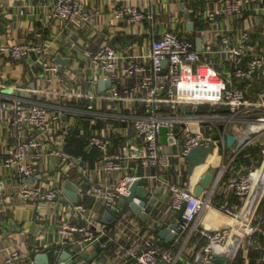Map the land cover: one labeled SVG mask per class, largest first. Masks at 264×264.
<instances>
[{"label":"built area","instance_id":"obj_1","mask_svg":"<svg viewBox=\"0 0 264 264\" xmlns=\"http://www.w3.org/2000/svg\"><path fill=\"white\" fill-rule=\"evenodd\" d=\"M181 2L185 19L188 24L193 23V30H182L169 23L150 41L145 52L135 53L121 41L106 36L103 28L96 31L92 25L96 13L83 0H51L50 16L62 25L55 41L63 28L71 40L69 48H75L76 42L83 39L82 33L88 30L100 37L83 44L81 55L77 54L80 62L76 69L56 62L50 43L42 39L0 44V56L37 69L34 90L29 91L28 97L0 93V121L16 137L15 146L4 154V162L13 166L21 178L17 195L22 200L37 205L54 202L62 196L57 186L44 188L35 182L40 162L52 158L60 167L62 178L75 183L83 199L90 197L105 210L118 206L119 198L128 194L132 182L159 181L171 191L169 205L173 210L186 203L176 229L182 233L194 229L197 216L210 203L207 198L194 194L192 188L161 180L162 174L179 172L193 147H210L214 143L213 154L220 144L224 147L228 123L237 120L253 123L246 144L260 145L264 153V111L250 117L254 113L249 85L264 72V0ZM111 6L114 21L125 22L130 27L156 18L154 12L141 10L132 0H112ZM246 15L253 22H248L236 36H232L234 30L229 28L217 35L214 46L201 45L200 51L196 49V37L200 38L194 35L196 19L213 24L220 19ZM254 27L261 31L260 49L250 44ZM71 54L76 57L73 50ZM88 69L92 70L91 75ZM198 102L222 105L227 111L223 127L191 114V108L196 109L193 104ZM244 113L248 118L241 117ZM162 126L167 127L165 143L159 141ZM80 138L84 140L83 152H95L92 168L70 148L73 139ZM233 159L220 163L215 181L225 174L226 168L238 166L235 156ZM131 161L149 172L153 169L161 173L133 174L129 172ZM242 166L227 181L235 195L247 197L252 193L255 174L264 169V160L259 163L257 156H251L250 163ZM77 170L84 175L79 183L74 179ZM90 172L96 176V182L86 179ZM31 178L33 183L29 181ZM73 208L81 213L86 211L83 204H75ZM220 209L240 220L236 208L222 205ZM257 222L264 223V212ZM239 226L248 236L257 228L253 222L243 220ZM231 230L229 227L198 230L206 240L201 264L211 263L213 247L225 246ZM58 232L76 249L72 250V256L78 249L99 240L85 225L65 222L60 224ZM128 253L136 259V264H159L160 261L174 264L178 248L172 245L161 250L147 246ZM122 257L126 259L125 254ZM23 259L26 256L22 252L11 250L4 263Z\"/></svg>","mask_w":264,"mask_h":264},{"label":"crops","instance_id":"obj_2","mask_svg":"<svg viewBox=\"0 0 264 264\" xmlns=\"http://www.w3.org/2000/svg\"><path fill=\"white\" fill-rule=\"evenodd\" d=\"M89 10L95 11L92 18V25L96 31L104 30V34L108 37L113 35L116 41H120L128 46L130 52L142 53L145 52L147 46L153 38L158 37V32L169 23L174 27L188 31V22L185 19V10L181 8V0H132L138 3L139 8L143 11H152L156 14L153 22L145 20L142 24L135 27H130L132 33L124 38L125 33L121 30L123 27L117 25H126L125 22H115L111 14L112 0H83ZM184 6V5H183ZM186 6L188 4L186 3ZM51 0H0V44L10 41H20L22 39L37 40L42 39L50 43V52L60 54L67 62L63 65L65 68H78L80 58L77 54L83 51V44L90 40H99L100 37L93 34V30L88 35L82 33V40L76 42L75 48L71 46L68 32L63 28L58 34L57 41L55 36L60 22L51 18ZM248 22L252 23L253 18L247 19L238 17L232 20L220 19L217 23L208 24L204 19H196L195 33L201 38V45L205 47L214 46L217 43V35L222 34L229 28H233L232 36H236L238 32L245 28ZM112 28L111 32H106V27ZM118 27V28H116ZM143 27L144 34L138 33V29ZM60 29V28H59ZM103 33V32H102ZM261 31L254 27L251 33L250 44L255 49H260L262 42L258 39ZM100 34V33H98ZM230 34V35H231ZM113 38V39H114ZM197 39V37H196ZM75 40V39H74ZM73 40V41H74ZM196 42V41H195ZM76 54L74 58L71 52ZM82 66V65H80ZM37 69L28 68L24 64L13 62L8 56H0V93L15 94L6 91L15 84L35 82V74ZM88 74L93 72L88 69ZM260 78L250 82V93L252 96V116L264 111V72H261ZM16 95V94H15ZM196 108H191V114L200 115L214 122L216 125L223 127V122L227 114L226 109L219 104L212 102H198L193 104ZM213 109V110H212ZM219 111V112H218ZM225 111V113H220ZM226 114V115H225ZM242 118L246 114H242ZM253 127V123L247 120L229 122L227 131H232L238 137L244 134H249V129ZM251 136V135H250ZM249 139V138H248ZM248 139L244 142L248 141ZM122 142L125 139L121 140ZM117 142V141H116ZM72 142L71 150L81 155L85 162L88 161L90 168L96 162L95 152L76 151V146ZM16 144L15 133L10 129H6V125L0 121V180L3 181L2 190L0 191V264L4 263L8 252L11 250H19L26 259L21 261H13L11 264H24L30 261L33 264H38L30 258V252L33 250L38 253H43L52 249L54 257L49 261L50 264H67L66 260L60 259V254L64 250L72 252L73 247L68 243L66 238L59 234L58 227L60 224L69 222L70 224L85 225L92 230L98 241H94L85 248L77 250L75 256L71 255L72 262L70 264H104L108 259L114 264H124L126 261L134 258L128 253L131 249L141 247L154 246L157 249H165L168 246L178 248V254L174 264H184L187 260H194L195 257L201 255L203 247L206 245L205 238L201 237L198 230L201 228L217 229L229 227L231 235L228 242L220 251L229 259V264H264V223L257 222L258 217L264 212V174L260 172L255 174L253 178V189L260 192L261 195L255 196L253 193L247 197L235 195L228 187L229 175H235L239 172L242 165L250 163L251 156H257L258 162L264 160L263 148L260 145H245L240 148H235V143L227 148L226 144L223 147L220 144L214 152L212 166L219 168L220 163L230 161L236 157L235 162L238 166L234 168H226L225 174L219 179L212 182L210 189H204L199 195L207 198L210 207L205 208L194 222V229L179 233L174 230V238L170 241L157 236L158 231H153L148 228V223L141 221L137 216L126 212L125 215L115 224L113 232L105 226L102 221L103 213L106 211L99 203H96L90 197L83 199L79 189L76 191V201L69 200L65 194V182L59 173V166L55 159L45 158L39 164V173L36 176V183L41 187L48 188L52 185L57 186L61 190V197L50 203L32 204L31 201H24L17 195V188L21 182V178L17 174L13 166H9L4 162V154L9 149H12ZM74 145V146H73ZM256 147V148H254ZM169 147L166 148L168 150ZM174 149V148H173ZM253 153H251V151ZM187 160V159H186ZM234 160V159H233ZM129 172L133 174L146 175L148 173L157 172L160 170H150L142 168L139 163L129 164ZM244 166H242L243 168ZM101 175V173H100ZM200 176V175H199ZM161 180L167 179V182L174 183L178 186L193 188L197 185L199 177L193 179L187 172V161L182 165L177 173L167 172L161 175ZM74 179L79 183L83 181V171L77 170ZM88 179H94L96 176L89 173ZM260 180L263 182L261 183ZM34 182V179H30ZM147 188L151 192V196H155L157 202H160L158 208L155 206L152 209L151 216L160 220L163 226H167L177 216L178 210H173L169 205L171 191L159 181L146 180ZM163 182V181H162ZM198 196V195H197ZM75 204H83L86 208L84 213L73 208ZM236 208L239 212L240 220L245 222L251 221L256 224V231L252 236H248L244 232V228L240 227V220L223 212L221 206ZM118 206L112 210L117 212ZM242 216V217H241ZM87 220L88 222H86ZM177 229V228H176ZM101 233H103L101 235ZM160 240L161 243L155 240ZM54 250H58L55 252ZM125 254L126 259L122 257ZM129 264H136L130 262ZM159 264H166L160 261Z\"/></svg>","mask_w":264,"mask_h":264},{"label":"water","instance_id":"obj_3","mask_svg":"<svg viewBox=\"0 0 264 264\" xmlns=\"http://www.w3.org/2000/svg\"><path fill=\"white\" fill-rule=\"evenodd\" d=\"M184 9V8H183ZM186 15V13H185ZM188 29L193 30V23L188 24ZM196 49L198 51L201 50V39H196ZM55 61L61 64H65L67 60L62 58L60 54L55 56ZM105 83H108L107 81ZM104 83H100L102 86ZM34 90V83H22L15 84L11 86L6 91L11 93H15L19 96L28 97L29 91ZM39 99L41 96H37ZM167 127L162 126L159 128V141L161 143H165ZM249 138V134H244L243 136L238 137L232 131L225 132V144L227 148H230L236 141L235 148H240L244 144V142ZM215 144L212 143L210 147H202L196 146L193 147L186 156L187 161V172L188 175L193 179L199 177L197 185L193 188V192L196 195H201L204 189H210L212 182L214 180L216 174L215 166L210 164L209 159L213 155V148ZM82 163V162H80ZM131 164H134V161H131ZM200 175V176H199ZM262 183L263 181L260 180ZM264 184V183H263ZM3 181L0 180V191L2 190ZM76 191L77 186L75 183L66 180L65 182V194L68 196L69 200L75 202L76 201ZM151 192L147 188V182L144 179L136 180L132 182L129 187L128 194L122 195L118 200V210L114 212L112 210L104 211V215L102 217V221L105 222V226L111 229V233L113 232L115 224L121 219L126 212H130L131 214L137 216L141 221L148 223V228L153 231H158L157 236L159 238H165V240L170 241L174 238V230H176L179 220L182 217V214L185 209V202L182 203L181 207L177 211V216L172 220L170 224L167 226H163V223L156 218H153L150 214L152 212L153 207H159L160 202L156 200L155 196H151ZM158 243H161L160 240H155ZM72 252L68 250H64L60 254L61 260H66L67 264L72 262L70 258ZM54 257L53 250H47L43 253H38L33 250L30 252V258L35 260L38 264H50L49 261ZM107 260L104 264H114L111 260L106 257ZM202 257L199 255L195 257L194 260H187L184 264H201ZM135 262L136 259L132 258L126 261L124 264H129L130 262ZM24 264H33L30 261L25 262ZM210 264H229V259L224 256V254L218 249V247H213V259Z\"/></svg>","mask_w":264,"mask_h":264},{"label":"rangeland","instance_id":"obj_4","mask_svg":"<svg viewBox=\"0 0 264 264\" xmlns=\"http://www.w3.org/2000/svg\"><path fill=\"white\" fill-rule=\"evenodd\" d=\"M164 0H162V2H163ZM117 26H121V27H123V29L121 30V28L118 30V31H123L122 33H125V35H123L122 36V41H124V38L125 37H127V36H130L131 35V33H132V30H131V28H130V26H126V25H117ZM116 28H118V27H116ZM111 30H112V28L110 27V26H108V27H106V32H111ZM90 30H88V31H86L85 33H84V35H88V34H90ZM138 33H141V34H144V29H143V27H140L139 29H138ZM127 35V36H126ZM110 37H112V38H114L113 37V35H109ZM116 38V37H115ZM114 38V39H115ZM120 41H121V38H120Z\"/></svg>","mask_w":264,"mask_h":264},{"label":"trees","instance_id":"obj_5","mask_svg":"<svg viewBox=\"0 0 264 264\" xmlns=\"http://www.w3.org/2000/svg\"><path fill=\"white\" fill-rule=\"evenodd\" d=\"M213 110V109H212ZM219 112V111H218ZM220 113H225V111H220ZM227 114V111H226ZM225 114V115H226ZM73 142H75V146H76V151H79L80 153L82 152V148H83V144H84V140L82 138L80 139H73ZM256 148V147H254ZM254 150L251 151V153H253ZM83 153V152H82Z\"/></svg>","mask_w":264,"mask_h":264},{"label":"bare ground","instance_id":"obj_6","mask_svg":"<svg viewBox=\"0 0 264 264\" xmlns=\"http://www.w3.org/2000/svg\"><path fill=\"white\" fill-rule=\"evenodd\" d=\"M214 157H215V156H212V157L209 159V162H213ZM263 171H264V169H263L262 171H260L261 175H263ZM252 193H253L255 196H259V195H261L260 192L254 190V189L252 190ZM251 195H252V194H251Z\"/></svg>","mask_w":264,"mask_h":264}]
</instances>
